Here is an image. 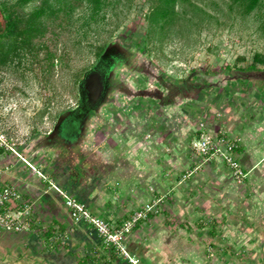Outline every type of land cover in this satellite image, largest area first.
<instances>
[{
  "label": "crops",
  "instance_id": "obj_1",
  "mask_svg": "<svg viewBox=\"0 0 264 264\" xmlns=\"http://www.w3.org/2000/svg\"><path fill=\"white\" fill-rule=\"evenodd\" d=\"M227 83L190 97L185 91L181 105L157 106L146 127L139 125L142 111L118 112L114 130L103 126L73 154L22 152L115 225L162 198L160 211L127 238L143 264H264V85L255 82L262 96L252 97ZM203 120L209 133L222 131L236 142L250 171L244 183L220 157L198 168L201 157L191 142ZM1 162L11 165L2 181L17 190L12 205L32 203V225L20 233L0 228V264H129L92 225L75 221L64 198L47 191L35 171L9 153Z\"/></svg>",
  "mask_w": 264,
  "mask_h": 264
},
{
  "label": "rangeland",
  "instance_id": "obj_2",
  "mask_svg": "<svg viewBox=\"0 0 264 264\" xmlns=\"http://www.w3.org/2000/svg\"><path fill=\"white\" fill-rule=\"evenodd\" d=\"M153 1L161 0H101L95 9L86 0H0L24 17L43 5L62 10L60 18L48 19L45 44L42 37L22 50L20 58L0 59V127L14 141L23 142L21 151L75 105L83 73L97 60L101 47L114 39L137 45L155 71L168 79L181 82L197 75L192 83L215 86L237 78V67L249 65L256 52L264 53V0L248 11L238 0H177L176 19L164 29L151 30L146 14ZM50 50L57 56L54 66L45 59ZM198 92L196 86L187 88L189 97ZM186 95L170 103L181 105ZM135 104L113 110L104 127L114 130L120 123L116 114L127 110L137 115L142 111L139 125L146 127L159 108L146 98Z\"/></svg>",
  "mask_w": 264,
  "mask_h": 264
},
{
  "label": "flooded vegetation",
  "instance_id": "obj_3",
  "mask_svg": "<svg viewBox=\"0 0 264 264\" xmlns=\"http://www.w3.org/2000/svg\"><path fill=\"white\" fill-rule=\"evenodd\" d=\"M136 46L123 40L111 45L107 42L94 64L83 73L82 78L89 72L81 85L82 78L79 81L75 105L61 113L47 133L36 135L25 150L32 154L38 151L44 155L73 154L99 134L110 111L134 107L136 100L141 98L149 99L159 107L170 103L191 85L199 90L215 86L208 81L192 83L198 79L197 75H190L191 78L181 82L168 79L155 71L151 61ZM253 75L248 78L251 93L262 96L255 82L261 81L264 85V72Z\"/></svg>",
  "mask_w": 264,
  "mask_h": 264
},
{
  "label": "built area",
  "instance_id": "obj_4",
  "mask_svg": "<svg viewBox=\"0 0 264 264\" xmlns=\"http://www.w3.org/2000/svg\"><path fill=\"white\" fill-rule=\"evenodd\" d=\"M217 115L221 116L219 113ZM199 128V135L191 142L195 153L201 157L198 168L214 158L220 157L230 169L234 179L238 183H242L249 172L243 168L240 162L236 142L226 136L222 131L216 135L209 133L207 130V122L204 120L199 123ZM150 136V134L147 135V137ZM22 144L23 142L18 143L10 138L5 130L0 127L1 229L8 232L20 233L29 230L32 225V203L27 201L13 206L11 201L17 196V190L11 184L2 181L3 176L9 173L11 165L2 164L1 156L3 153H9L35 171L47 183V191L54 190L64 198L65 204L75 221H85L92 225L105 243L114 247L116 252L129 264H143L140 258L129 249L127 238L141 221L147 220L152 214L160 211L162 198L145 203L136 209L123 223L117 225L112 224L101 216L94 214L83 202L70 195L67 189L62 187L50 174L38 168L20 150L19 146ZM192 173L193 171H188L183 178H187Z\"/></svg>",
  "mask_w": 264,
  "mask_h": 264
},
{
  "label": "trees",
  "instance_id": "obj_5",
  "mask_svg": "<svg viewBox=\"0 0 264 264\" xmlns=\"http://www.w3.org/2000/svg\"><path fill=\"white\" fill-rule=\"evenodd\" d=\"M94 3L98 8L101 0H86ZM177 0H161L159 2H151L146 19L154 30L156 27L164 29L178 16L175 8ZM258 0H238L244 5L248 11L252 9ZM62 10L55 5H43L28 16H21L13 7L6 3H0V59L8 57L20 58L21 52L27 47L33 46L35 41L44 39L49 32V18H60ZM1 26H3L1 28ZM103 47H101L102 50ZM100 50V51H101ZM99 51V53H100ZM45 59L51 66L55 65L57 60L56 53L49 51L46 53ZM241 57V61L244 60ZM62 62V61H61ZM229 71H233V67H226ZM240 72L237 78L228 80L229 85H234V89L240 90L243 95L253 96L251 93L249 76L264 72V53L256 52L253 61L246 67H237ZM254 76V75H253Z\"/></svg>",
  "mask_w": 264,
  "mask_h": 264
},
{
  "label": "water",
  "instance_id": "obj_6",
  "mask_svg": "<svg viewBox=\"0 0 264 264\" xmlns=\"http://www.w3.org/2000/svg\"><path fill=\"white\" fill-rule=\"evenodd\" d=\"M119 40H121V39H114V40H112V41L109 42V45H111L113 42H117V41H119ZM88 73H89V72H86V73L84 74V76H83V78H82V81H81L80 85L85 81V79H86L87 76H88Z\"/></svg>",
  "mask_w": 264,
  "mask_h": 264
}]
</instances>
